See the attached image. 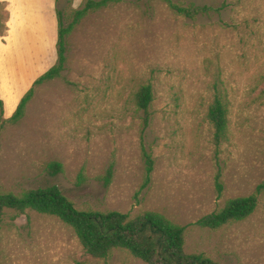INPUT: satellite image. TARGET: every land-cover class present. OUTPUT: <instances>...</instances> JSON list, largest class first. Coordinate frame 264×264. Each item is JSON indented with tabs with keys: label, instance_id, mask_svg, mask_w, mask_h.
I'll return each mask as SVG.
<instances>
[{
	"label": "rangeland",
	"instance_id": "obj_1",
	"mask_svg": "<svg viewBox=\"0 0 264 264\" xmlns=\"http://www.w3.org/2000/svg\"><path fill=\"white\" fill-rule=\"evenodd\" d=\"M209 6L195 18L164 0L110 1L67 35L61 75L35 86L23 118L0 106V185L6 192L57 184L80 209L147 211L190 225L250 195L264 181V0H174ZM68 26L85 0H59ZM154 89L150 124L135 95ZM216 95L229 111L219 164L208 119ZM15 103H8V111ZM142 143L154 160L150 185ZM63 164L54 174L49 166ZM113 165L108 185L105 175ZM185 249L221 264H264V193L246 220L221 229L189 226ZM1 264H147L126 249L92 257L57 216L9 210Z\"/></svg>",
	"mask_w": 264,
	"mask_h": 264
},
{
	"label": "trees",
	"instance_id": "obj_2",
	"mask_svg": "<svg viewBox=\"0 0 264 264\" xmlns=\"http://www.w3.org/2000/svg\"><path fill=\"white\" fill-rule=\"evenodd\" d=\"M110 1L120 0H85L82 8L73 13V20L68 26L64 25V11L59 8V41L58 60L54 66L42 74L33 86L23 96L14 114L5 119V123H18L24 116L25 108L35 93V86L53 80L61 75L67 64V35L89 12L102 8ZM177 13L195 18L199 13L207 11L209 6L177 3L174 0H164ZM4 11L0 7V31L4 30ZM154 101V89L151 84L143 85L135 95V102L139 110L143 111V132L150 124L152 113L150 107ZM0 106L4 110V102L0 99ZM208 119L214 128L213 143L216 151L218 172L216 174V189L218 196H222L224 184L219 164L222 143L228 137L229 111L222 97L216 95L209 107ZM4 122L0 124V134ZM143 156L146 164V175L140 192L146 189L154 172L155 160L146 150L144 143ZM1 160V153H0ZM49 169L54 174L63 170V164L53 162ZM113 175L111 165L105 175L108 185ZM264 193V181L259 183L253 193L246 196L230 198L223 207L202 216L190 225H180L163 214L147 211L137 216L119 210L80 209L76 206L57 184L28 188L20 193L6 192L0 185V226L9 210L17 215L26 214L33 210L43 214L57 216L71 226L84 249L94 258L108 259L117 249H126L147 264H221L203 252L188 253L185 249L189 226L218 230L231 223L240 222L250 217L258 208L260 197ZM1 264V262H0Z\"/></svg>",
	"mask_w": 264,
	"mask_h": 264
},
{
	"label": "crops",
	"instance_id": "obj_3",
	"mask_svg": "<svg viewBox=\"0 0 264 264\" xmlns=\"http://www.w3.org/2000/svg\"><path fill=\"white\" fill-rule=\"evenodd\" d=\"M0 7V99L11 116L34 82L58 60L59 16L57 0H0ZM12 102L15 107L8 111Z\"/></svg>",
	"mask_w": 264,
	"mask_h": 264
}]
</instances>
